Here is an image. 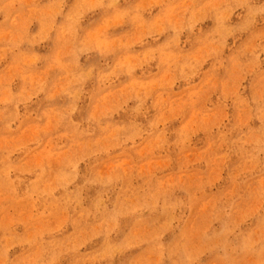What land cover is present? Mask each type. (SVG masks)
<instances>
[{
	"label": "rangeland",
	"instance_id": "obj_1",
	"mask_svg": "<svg viewBox=\"0 0 264 264\" xmlns=\"http://www.w3.org/2000/svg\"><path fill=\"white\" fill-rule=\"evenodd\" d=\"M0 264H264V0H0Z\"/></svg>",
	"mask_w": 264,
	"mask_h": 264
}]
</instances>
